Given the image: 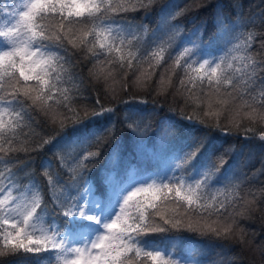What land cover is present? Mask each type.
Wrapping results in <instances>:
<instances>
[{
    "label": "snow or ice",
    "instance_id": "1",
    "mask_svg": "<svg viewBox=\"0 0 264 264\" xmlns=\"http://www.w3.org/2000/svg\"><path fill=\"white\" fill-rule=\"evenodd\" d=\"M157 2L14 0L7 10L0 7V157H10L22 150L17 145L23 143L21 137L32 121L30 102L46 115L51 113V122L64 133L59 138L44 140L36 150L51 145L49 151L56 157V163L69 174L68 181L64 182L53 170L51 160L42 165L41 175L47 179L55 205L53 211L61 218L49 220L44 227L47 204L39 185L33 182L32 191L13 196L17 183L15 173L8 167L9 161L0 158V165L8 169L6 173L0 170V193L7 192L0 199V235L4 244L11 246L8 254L22 250L39 255L41 251H48L59 264H141L143 254L150 264H193L182 254L157 246L147 237L182 230L200 235L211 232L217 238H227L232 232L230 225L213 228L208 222L212 217L216 218L212 223L227 220L235 207L228 196L219 200L216 195L208 196L212 189L222 187L218 180L228 164L225 158L228 150L200 166L196 161L208 143L205 137L198 135L189 148L175 150L180 122L198 126L205 124L203 120L179 111L162 121L161 126L154 127L147 118L150 114L126 110L120 118L122 129L117 128L111 117L107 124L96 127L86 122L99 121L105 113L116 110L93 109L81 116L71 107L74 96L67 89L59 90L55 99V105L62 111H56L49 104L64 76L72 78L68 45L80 48L78 55L99 60L105 51L113 52L117 41L124 44L127 38V46L136 49L128 55L139 62L137 54L145 55L143 45L147 42L153 49L148 54L159 64L165 59V53L173 55L169 49L176 47L177 40H182L175 52V65L183 67L188 83L195 88L199 81L203 87L206 80L212 94L221 93L222 88L227 91L225 86H230L236 92L234 101L243 98L237 92L243 86L250 117L258 116L264 121V59L255 60L248 52L253 39L251 33L228 51L221 49V53L213 54L207 51L200 29L184 38L182 29L171 24L182 11L162 6L160 19L167 26L165 39L157 35V30H150L146 22ZM137 11L143 12L145 22L136 23L121 16ZM226 21L222 11L218 12L213 27L224 32ZM261 47L264 48V42ZM121 51L115 47L116 53ZM124 60V55H119L120 67H124ZM127 67H132L131 59ZM92 74L98 79L105 75L102 71ZM32 81L35 84L29 83ZM184 83L182 80L181 84ZM232 92L227 94L232 96ZM185 103H191V97ZM214 127L224 135L231 132L221 124ZM259 139L264 141V132ZM84 144L88 147L87 156L72 157L70 164V150ZM104 148L108 149L104 163L93 173L92 165L100 160ZM157 154L167 161L163 173L139 177L133 174L146 158ZM170 193L188 206L184 214L173 210L170 216L164 215L166 209L156 202L167 201ZM141 196L143 199L138 198ZM37 224L41 225L38 235Z\"/></svg>",
    "mask_w": 264,
    "mask_h": 264
},
{
    "label": "trees",
    "instance_id": "2",
    "mask_svg": "<svg viewBox=\"0 0 264 264\" xmlns=\"http://www.w3.org/2000/svg\"><path fill=\"white\" fill-rule=\"evenodd\" d=\"M233 2L234 0H158L146 22L150 30H157V35L166 39L167 26L163 25L160 19V8L168 6L170 10L183 12L171 21V24L182 29L184 38L195 29H200L204 33L207 51L213 54L221 53V49L228 51L251 33L253 39L248 52L255 60L264 59V48L261 47L264 42V0H236L235 7ZM13 4L14 0H0V7L6 10ZM221 11L227 18V30L224 32L213 27L216 14ZM121 16L134 19L136 23L145 22L143 12L140 11L122 13ZM228 41L232 43L228 44ZM181 43L182 40H177L176 47L169 49L173 55L165 53V59L159 64L148 54L153 49L147 42L143 45L145 55L137 54L139 62L128 55L130 51L135 52L136 49L127 46V38L124 44L117 41L113 52L105 51L99 60L78 55L81 49H73L68 45L72 57V66L69 69L72 78L64 76L57 85V90L53 91V100H50L49 104H52L56 111H62L55 105V99L59 90L67 89L69 94L74 96L71 107L81 116L85 111L90 112L93 109L116 110L114 113H105V117L99 121L86 122L89 126L95 124L96 127L107 124L108 117H111L116 121L117 128L122 129L120 118L126 110L150 114L147 118L154 127L161 126L162 121L169 118L173 112L179 111L203 120L205 124L198 126L180 122L181 130L175 150L179 152L189 148L198 135L205 137L208 143L196 161L197 166L228 150L225 157L228 164L218 180L222 187L219 190L212 189L208 196L216 195L218 200L228 196L235 202V207L231 209L232 215L227 220L221 219L212 223L216 220L212 217L208 222L213 228L230 225L232 232L227 238H217L211 232L200 235L172 230L168 233H154L147 239L157 246L167 247L182 254L193 263L200 261L201 264H264V141L259 139L260 133L264 132V121L258 116L250 117L249 109L246 107L248 96L244 93L243 86L237 90L243 98L234 101L232 97L236 96V92H232L230 86H225L227 91L222 88L221 93L212 94L206 80L203 87L199 81L196 82L195 88L188 83V76L185 75L183 67L175 65V52ZM115 47H120L121 53H116ZM121 54L125 57L124 67H120L118 63ZM129 59L132 60L131 68L127 67ZM95 71H102L104 77L96 78L92 74ZM182 80L185 81L184 84H181ZM29 83L35 84L34 81ZM228 92H232V96H229ZM189 97L191 103L186 104L185 100ZM28 110L32 121L21 137L23 143L17 145L22 150L10 157L0 158L8 160V167L15 173L17 183L12 194L26 195L33 190V182L39 185L47 204L43 223V226L47 227L49 220L59 221L61 218L53 211L55 205L50 198L47 179L41 175L42 165L45 161L51 160L53 170L64 182L68 181L69 174L56 163V157L49 151L51 145L45 146L43 150L36 149L44 140L53 136L59 138L64 133L51 122V113L46 115L41 109L31 106L30 102ZM216 124H221L225 130L230 129V134L224 135L214 127ZM91 150L94 151L95 147ZM87 151L86 144L74 146L70 150L69 163L71 164L72 157L87 156ZM107 151L108 149L104 148L100 160L92 165L93 173L103 165ZM166 165L167 161L163 156L150 155L133 174L139 177L163 173ZM0 170L6 173L8 169L0 165ZM2 194L0 193V199H3ZM138 198L143 199L142 196ZM156 203L162 209H166L165 216H170L173 210L178 214H184L188 209L185 203L176 200L174 193L169 194L167 201ZM172 203H178L180 208L175 209ZM155 220L160 222L159 217ZM10 247L4 244L0 235V264H59L51 258L48 251H41L39 255L24 253L22 250L18 254H8ZM140 262L150 263L143 254Z\"/></svg>",
    "mask_w": 264,
    "mask_h": 264
},
{
    "label": "rangeland",
    "instance_id": "3",
    "mask_svg": "<svg viewBox=\"0 0 264 264\" xmlns=\"http://www.w3.org/2000/svg\"><path fill=\"white\" fill-rule=\"evenodd\" d=\"M149 183H152V181L150 180ZM137 186L139 187L140 185H137ZM145 186H146V185H145ZM5 195H7V192H4V193L2 194V198H4ZM12 195H13V196H17V195H14V194H12ZM21 196H23V195H21ZM172 204H173V207H174L175 209H179V208H180V205H179L178 203H172ZM181 209H182V208H181ZM40 227H41V225H40V224H37L36 229H35L37 235L39 234ZM93 239H95V237H93ZM97 251H98V250H97ZM144 264H150V263L144 262ZM193 264H194V263H193Z\"/></svg>",
    "mask_w": 264,
    "mask_h": 264
}]
</instances>
